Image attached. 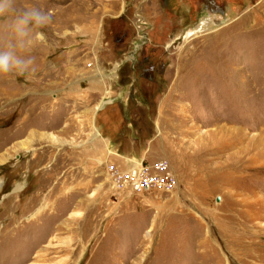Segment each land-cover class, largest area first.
Returning a JSON list of instances; mask_svg holds the SVG:
<instances>
[{
    "label": "rangeland",
    "instance_id": "rangeland-1",
    "mask_svg": "<svg viewBox=\"0 0 264 264\" xmlns=\"http://www.w3.org/2000/svg\"><path fill=\"white\" fill-rule=\"evenodd\" d=\"M18 5L53 22L0 76V264H264V0ZM163 158L173 190L107 173Z\"/></svg>",
    "mask_w": 264,
    "mask_h": 264
},
{
    "label": "clouds",
    "instance_id": "clouds-1",
    "mask_svg": "<svg viewBox=\"0 0 264 264\" xmlns=\"http://www.w3.org/2000/svg\"><path fill=\"white\" fill-rule=\"evenodd\" d=\"M0 21L7 30L0 38V76H33L37 68L31 52L44 42L52 13L35 5L20 7L18 0H0Z\"/></svg>",
    "mask_w": 264,
    "mask_h": 264
},
{
    "label": "built area",
    "instance_id": "built-area-1",
    "mask_svg": "<svg viewBox=\"0 0 264 264\" xmlns=\"http://www.w3.org/2000/svg\"><path fill=\"white\" fill-rule=\"evenodd\" d=\"M107 173L116 187L139 193L153 188L173 190L177 187V176L168 159H158L147 164L132 161L127 169L107 163Z\"/></svg>",
    "mask_w": 264,
    "mask_h": 264
},
{
    "label": "crops",
    "instance_id": "crops-1",
    "mask_svg": "<svg viewBox=\"0 0 264 264\" xmlns=\"http://www.w3.org/2000/svg\"><path fill=\"white\" fill-rule=\"evenodd\" d=\"M96 128H97V127H96ZM97 130H98V132L96 131V134L99 135V134H100V130H99L98 128H97ZM129 158H130V157H129ZM120 162H122V160H120ZM131 162H132V161H131ZM131 162H130V163H131ZM124 163H125V161H124ZM126 164H127V163H126Z\"/></svg>",
    "mask_w": 264,
    "mask_h": 264
},
{
    "label": "bare ground",
    "instance_id": "bare-ground-1",
    "mask_svg": "<svg viewBox=\"0 0 264 264\" xmlns=\"http://www.w3.org/2000/svg\"><path fill=\"white\" fill-rule=\"evenodd\" d=\"M21 189V187H19Z\"/></svg>",
    "mask_w": 264,
    "mask_h": 264
}]
</instances>
